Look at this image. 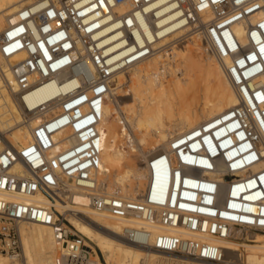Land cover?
I'll return each instance as SVG.
<instances>
[{"label":"built area","instance_id":"obj_1","mask_svg":"<svg viewBox=\"0 0 264 264\" xmlns=\"http://www.w3.org/2000/svg\"><path fill=\"white\" fill-rule=\"evenodd\" d=\"M13 15L0 30V57L15 80L18 103L33 116L50 117L21 150L0 138V192L41 193L67 204V180L89 194L92 208L118 219L142 217L221 238L240 228L264 229V0H30ZM238 23L247 29L246 44L233 30ZM183 29L180 42L198 35L219 60L240 105L149 157L144 164L153 181L165 175L162 192L153 184L139 200L105 193L96 175L114 79L157 55V43ZM47 85L56 91L52 98L30 107L27 97ZM29 222L53 229L60 247L51 264H97L62 214L5 198L1 253L21 256L20 226ZM123 235L158 253L226 264L221 248L192 238L145 228Z\"/></svg>","mask_w":264,"mask_h":264},{"label":"bare ground","instance_id":"obj_2","mask_svg":"<svg viewBox=\"0 0 264 264\" xmlns=\"http://www.w3.org/2000/svg\"><path fill=\"white\" fill-rule=\"evenodd\" d=\"M29 2L0 0L3 9L0 30L9 21L14 22V12ZM233 30L243 44L248 42L244 23L234 25ZM185 33L183 29L170 34L157 43L156 47L160 48L157 55L115 77L100 125L104 143L101 170L96 179L105 193L139 200L153 184L162 192L167 185L165 175L160 174L153 181L144 164L149 157L170 149L178 137L192 133L240 105L219 60L207 50L201 38L190 35L184 40L185 45L179 44ZM15 91L13 75L0 57V138L21 150L33 142V131L49 119L50 113L31 115L18 103ZM55 92L51 86L41 87L27 97L28 105L33 107L45 102ZM63 190L69 194L67 204L41 193L22 196L0 192V198L55 209L93 250V261L97 264H211L158 253L130 242L123 235L125 229L142 228L155 235L177 234L219 247L225 262L242 246L245 263L264 264V229L240 228L227 238L192 234L179 228H165L142 217L118 219L97 211L91 207L89 194L70 181L65 180ZM59 194L64 198V193ZM71 212H77L78 216ZM20 231L22 255L12 257L0 253V264H51L56 260L60 245L50 226L23 223ZM248 235L253 239L249 243L237 241Z\"/></svg>","mask_w":264,"mask_h":264},{"label":"rangeland","instance_id":"obj_3","mask_svg":"<svg viewBox=\"0 0 264 264\" xmlns=\"http://www.w3.org/2000/svg\"><path fill=\"white\" fill-rule=\"evenodd\" d=\"M183 42H184V44H183ZM183 42H180L179 44L180 45H185L187 42L186 41H183ZM202 51V53L204 54V55H206L207 54V52L205 51V50H203V49H201ZM209 54V53H208ZM211 56V55H210ZM70 228V230L72 231V232H75V229H73V228H71V227H69ZM76 233V232H75ZM79 235V234H78ZM251 240H253L252 238H251V236L250 235H248V236H243V237H241L240 239H238L237 241L238 242H240V243H249ZM1 253V252H0ZM95 253V252H94ZM1 254H4V253H1ZM242 254V255H241ZM6 255V254H5ZM22 255V254H21ZM234 256H232V258H230V259H228V262H225L226 264H247V263H245L244 262V248L242 247V246H240V249H239V251H236V252H234V254H233ZM8 256H10V255H8ZM95 256H96V254H95ZM94 256V257H95ZM239 256H240V258H239ZM242 256V257H241ZM13 257V256H12ZM225 260V259H224Z\"/></svg>","mask_w":264,"mask_h":264}]
</instances>
